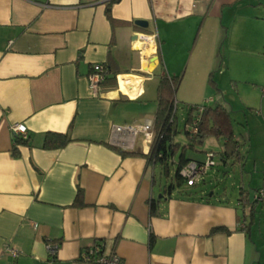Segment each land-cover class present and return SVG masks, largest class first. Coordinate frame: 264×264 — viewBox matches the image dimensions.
<instances>
[{"label":"crops","instance_id":"0c3cea01","mask_svg":"<svg viewBox=\"0 0 264 264\" xmlns=\"http://www.w3.org/2000/svg\"><path fill=\"white\" fill-rule=\"evenodd\" d=\"M261 7L264 0H0V264H90L80 253L95 243L122 264H264V207L253 202L264 177L256 187L243 179L229 192H208L199 186L216 179L210 168L189 193L168 195L147 163L151 144L142 133L131 146L111 141L113 125L153 123L163 74L178 88L191 80L214 85L213 71H230L227 36L241 10ZM94 63L105 64L113 82L97 96L87 80ZM259 65L262 97L253 105L264 116ZM18 123L29 145L14 155ZM48 132L70 141L45 148ZM247 136L251 142L253 131ZM234 138L240 157H222L219 138L220 161L230 166L225 175L242 177ZM253 163L255 170L260 162ZM151 198L160 199L157 216ZM48 243L57 246L54 258Z\"/></svg>","mask_w":264,"mask_h":264},{"label":"rangeland","instance_id":"374dc122","mask_svg":"<svg viewBox=\"0 0 264 264\" xmlns=\"http://www.w3.org/2000/svg\"><path fill=\"white\" fill-rule=\"evenodd\" d=\"M237 26L231 29V37L227 36L226 53L229 60V70L219 71L224 72L220 77L217 69L212 72L215 73L214 85L207 84L202 80H191L190 83H184L175 91V99L177 102L176 116L178 119V133L174 140L181 144H188V140L183 133V118L186 115V108L193 104L215 105L220 103L230 109V115L233 121V129L235 137L240 145L243 159L244 176L232 174L229 170L228 176L224 174V170L230 166H224L220 161V152L222 149L221 142L215 137H209L202 145L196 146L197 150L186 149V154L189 157L202 159L204 150L213 151L215 153L216 164L209 170L214 173L216 179L212 184L207 181L199 186L205 188L208 192L213 189L219 191H231L233 184H238L244 179L247 187H256L261 183L264 177V138L261 136V129H264V116H260L259 107L253 105L258 103L262 97V92L257 89L256 84L259 82V77H262L261 72L257 69L256 64L259 61V66H264L260 61H264V9L250 10L245 8L241 10L240 17L237 20ZM139 40H143L137 36ZM229 47V48H228ZM221 48L224 49V46ZM210 50V48H209ZM251 50V52H250ZM222 55L224 56V50ZM229 51V52H228ZM261 57V58H260ZM253 64L255 66H253ZM255 67V68H254ZM217 73V75H216ZM220 73V74H221ZM229 75V77H228ZM202 81V82H201ZM249 121L246 126L245 122ZM253 131L254 139L250 142L248 140L247 132ZM142 139V135L136 136V144ZM245 142V144H243ZM253 142V143H252ZM257 159L260 162L257 169H253V160ZM199 160V161H203ZM173 173L174 168L170 169ZM254 174V181L250 186L251 174ZM159 170L156 171L157 183L164 182L165 178L158 176ZM208 174L206 177H208ZM157 185V186H158ZM186 189V186H184ZM235 189V186H234Z\"/></svg>","mask_w":264,"mask_h":264},{"label":"trees","instance_id":"16d2710c","mask_svg":"<svg viewBox=\"0 0 264 264\" xmlns=\"http://www.w3.org/2000/svg\"><path fill=\"white\" fill-rule=\"evenodd\" d=\"M104 84L113 85L111 78L108 77V73ZM176 89L177 83L174 78H171L166 74H163L160 77L157 85L156 109L153 121L154 137L149 147V151L147 154H145L147 163L152 167H157L159 173L162 175L161 177L165 178V181L163 182V192L167 193L168 195H170L174 190H179L182 188L184 190V186H186L185 190H193L198 184L201 183L200 181L194 185L188 186L180 174L181 168L190 160H192L186 155V149L188 147L189 149L194 150L196 146L202 145L204 140L208 137H215L217 139L221 138L224 140V149L221 152V156L227 158L240 157L237 148V141H235L234 138L233 121L230 117L229 111L221 104H193L187 107L186 115L182 119V130L189 142L188 144L184 145L174 140L175 135L178 133V119L176 116L177 108L173 114V103L176 101L174 95ZM197 105L203 107V110L199 113L195 111ZM197 114H199V118L196 123L197 132L194 136H192L189 134V130L186 128V125H190ZM69 141L70 139L65 134L48 132L45 134L43 146L45 148H59L67 144ZM18 145H29L28 137L26 139H23L19 136L13 137L14 155H16V146ZM120 153L122 155L137 154L134 151L123 150H120ZM171 168H174L173 173H171ZM259 189L264 188H257L255 189L254 193ZM187 192L189 193L188 190ZM162 194L164 195V193ZM81 195V189L78 188L75 197V201L78 203L81 202ZM158 200L160 199L151 198L149 200V212L153 216L160 214L158 209ZM253 202L259 203L258 201L254 200V198ZM259 204L264 207V204ZM216 229H213V231ZM153 240V236L151 235L149 242L150 245L153 243Z\"/></svg>","mask_w":264,"mask_h":264},{"label":"built area","instance_id":"2783aa9c","mask_svg":"<svg viewBox=\"0 0 264 264\" xmlns=\"http://www.w3.org/2000/svg\"><path fill=\"white\" fill-rule=\"evenodd\" d=\"M108 73V68L103 63H94L91 67V71L87 75L88 87L93 96H97ZM177 108V103H173V114ZM203 110V107L197 105L195 111L198 113ZM199 114L196 115L192 123L187 124L186 128L189 130V134L194 136L197 132L196 123L198 121ZM13 136H19L23 139L28 137L26 126L23 123L14 124L11 127ZM111 141L118 145L131 146L138 133H142L143 139L146 143L151 144L153 141V123L146 121L140 124L134 125H113L111 129ZM203 161L190 160L185 164L180 174L184 178L188 186L194 185L201 181L206 171L215 164V153L213 151H206ZM254 200L264 204V189H259L253 195ZM49 255L54 258L57 246L48 243L46 245ZM13 257L18 256V252L15 249L9 250ZM80 257L83 261L90 264H122L120 257L115 251L104 252L103 245L95 243L94 245L84 249L80 253Z\"/></svg>","mask_w":264,"mask_h":264},{"label":"water","instance_id":"95a60500","mask_svg":"<svg viewBox=\"0 0 264 264\" xmlns=\"http://www.w3.org/2000/svg\"><path fill=\"white\" fill-rule=\"evenodd\" d=\"M134 23H135L136 25L141 26V27H146L147 24H148L147 21H143V20H135Z\"/></svg>","mask_w":264,"mask_h":264}]
</instances>
